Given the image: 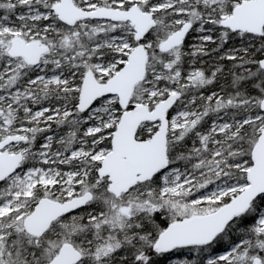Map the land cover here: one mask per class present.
I'll use <instances>...</instances> for the list:
<instances>
[{
	"label": "snow or ice",
	"instance_id": "1",
	"mask_svg": "<svg viewBox=\"0 0 264 264\" xmlns=\"http://www.w3.org/2000/svg\"><path fill=\"white\" fill-rule=\"evenodd\" d=\"M0 264H264V0H0Z\"/></svg>",
	"mask_w": 264,
	"mask_h": 264
}]
</instances>
